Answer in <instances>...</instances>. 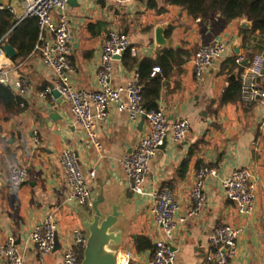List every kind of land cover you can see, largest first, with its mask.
<instances>
[{"label":"crops","instance_id":"obj_1","mask_svg":"<svg viewBox=\"0 0 264 264\" xmlns=\"http://www.w3.org/2000/svg\"><path fill=\"white\" fill-rule=\"evenodd\" d=\"M152 1L156 4L154 8L150 6ZM0 6L13 9L15 25L23 21L21 3L0 0ZM67 13L74 37L71 79L79 89L98 90L99 62L111 30L126 33L131 40L129 58L123 56L113 62L111 84L114 87H125L138 73L144 59L156 58L163 49L184 51L180 56L183 63L176 64L164 79L158 108H164L171 121L188 119L190 130L181 143L168 141L160 148L151 162L145 189L149 192L164 186L170 188L181 207L178 215H183L193 205L191 191L201 167L199 163L215 167L217 175L206 180L208 200L202 214L177 227L172 243L177 253L175 264H208L210 235L221 224L242 230L233 264L264 263V100L254 104L221 101L225 89L239 78L238 69L230 62L236 55L234 47L240 46V53L245 55L248 51L241 30L249 31L252 27L242 28L244 19L227 23L220 15L193 20L181 8L167 5L165 0H135L127 4L112 0H69ZM159 25L165 26L166 38H173L171 48L156 45L155 29ZM214 40L227 41L230 52L202 82H196L195 53ZM4 62L12 67L13 80L17 77L26 80L28 92L21 98L24 104L20 113L0 120V239H15L24 264H62L63 252L71 244V231L84 228L82 213L92 211L68 200L70 190L60 156L69 148L76 153L85 173L92 170L96 173L90 179L92 202L101 195L105 199L110 195L112 204L126 197L122 207L129 206L130 213L129 218H124L128 223L116 230L121 232L117 250L133 252L132 264L149 259L153 252L137 251L133 237L145 235L155 244L162 230L150 214V197L137 195L130 189L122 163L148 133L146 118L132 122L128 113L111 106L106 118L98 124L103 148L99 152L76 123L65 98L39 97L41 90L54 84L55 76L42 63L38 52L34 50L25 59L16 61L6 58ZM185 161L188 167L182 172ZM10 162L27 170V179L18 188L9 184ZM240 167L249 168L253 173L257 201L251 216H242L236 211L221 184ZM50 213L58 220L57 245L53 253L41 260L29 235ZM0 264L7 263L1 260Z\"/></svg>","mask_w":264,"mask_h":264},{"label":"built area","instance_id":"obj_2","mask_svg":"<svg viewBox=\"0 0 264 264\" xmlns=\"http://www.w3.org/2000/svg\"><path fill=\"white\" fill-rule=\"evenodd\" d=\"M22 4L24 14L21 20L37 19L39 38L35 51L39 53L42 63L53 72L55 82L39 92L41 99L53 98V90L59 91L67 100L71 113L78 126L83 130L87 140L99 152L102 145L97 133L98 124L103 121L111 106H117L119 112L128 113L132 122L145 117L148 122V133L139 141L134 150L122 161L130 189L137 195L149 196L151 199L150 214L153 221L162 230V236L155 243L156 250L152 256L141 264H175L176 251L172 247L177 227L190 219L202 214L208 200L206 180L217 175V169L210 165H202L196 172V179L191 191L192 207L183 215H178L181 207L174 193L164 186L160 189L146 191L145 182L150 171L152 160L158 155L165 141L174 144L181 143L190 130V121L181 119L171 121L164 108L147 110L144 106L143 86L139 74L125 87H114L113 62L131 49L130 37L121 31L111 30L105 40L97 74L98 90L89 91L76 88L72 83L74 72L71 61L73 31L67 13L69 0H15ZM127 4L135 0H112ZM13 13L11 7L0 6ZM58 12L55 17L54 13ZM3 39L0 40V83L15 88L22 98L28 92L26 80L11 77L12 67L5 64L9 58L3 49ZM230 52V44L225 40H214L196 51L194 56V78L202 82L206 74L214 68L217 62L226 58ZM247 65H244L245 61ZM235 63L241 68L240 98L243 103L254 104L264 100V54L257 53L251 60L245 54L236 55ZM160 68L153 69V75ZM126 96V98H125ZM24 102H21V106ZM60 163L70 190L68 200L82 208H92V191L90 179L95 177V171L85 173L79 163L76 153L66 148L60 156ZM9 184L18 188L27 179L25 167L15 162L7 166ZM222 187L227 199L242 216H251L256 211L257 192L253 184L251 169L240 167L223 179ZM58 220L55 214H48L34 226L29 239L36 246L41 260L53 253L57 245ZM241 228L229 224L217 226L210 235V250L207 253L208 264H233L238 254V240ZM85 228H75L71 231V244L65 248L62 264H82V255L88 241ZM116 264H132L133 252L117 250ZM7 264H24V259L13 237L7 241L0 239V261ZM264 264V263H262Z\"/></svg>","mask_w":264,"mask_h":264},{"label":"trees","instance_id":"obj_3","mask_svg":"<svg viewBox=\"0 0 264 264\" xmlns=\"http://www.w3.org/2000/svg\"><path fill=\"white\" fill-rule=\"evenodd\" d=\"M165 3L181 8L193 20L207 19L215 15H220V18L227 23L247 19L252 23V28L249 31L241 30L248 50L246 58L251 60L257 53L264 54V0H165ZM150 6L154 8L156 4L152 1ZM14 18L10 10H0V40L8 42L18 51V56L14 59L16 61L25 59L35 50L39 38V26L35 18H27L18 25L13 23ZM127 53L124 55L126 59L129 58ZM181 54H184V51L163 49L156 58H146L142 62L138 74L143 86L144 106L148 111L158 108L164 79L169 76L176 64L183 63ZM235 58L236 55L230 59V62L238 69L239 77L241 68L236 65ZM156 66L160 67V72L153 75ZM221 101L223 103L241 101L239 78L225 89ZM21 102V97L11 86L0 83V120H6L11 115L20 113ZM192 154L193 149L190 152V155ZM200 163L199 167L202 166ZM187 167L188 161H185L180 170L185 172ZM133 242L139 252L151 250L154 253L156 250V245L145 235L134 236Z\"/></svg>","mask_w":264,"mask_h":264},{"label":"water","instance_id":"obj_4","mask_svg":"<svg viewBox=\"0 0 264 264\" xmlns=\"http://www.w3.org/2000/svg\"><path fill=\"white\" fill-rule=\"evenodd\" d=\"M14 24L17 23V19H14ZM242 28L252 27V23L247 19H244L241 23ZM173 38H166L165 26L159 25L155 29V43L162 48H171L173 46ZM3 49L10 59H15L18 56V52L8 42H5ZM240 46H235V54L240 53ZM122 59V57H117ZM248 61L244 62L247 65ZM53 96L60 100L62 98L58 90H53ZM55 115V114H54ZM54 115L51 117L53 118ZM167 141L160 147L164 148ZM126 197L119 203L113 204L110 213L104 214L101 209V205L104 204L105 198L103 195L99 196L92 203V212H83V225L87 230L89 236L86 247L83 253L82 264H116L117 247L120 245L121 232L114 230L119 218L123 216L121 207L126 202Z\"/></svg>","mask_w":264,"mask_h":264},{"label":"rangeland","instance_id":"obj_5","mask_svg":"<svg viewBox=\"0 0 264 264\" xmlns=\"http://www.w3.org/2000/svg\"><path fill=\"white\" fill-rule=\"evenodd\" d=\"M111 201H112V198L110 197V195L106 196L104 204L101 205V209H102V211H104V214L110 213L112 205H113ZM88 210L90 212H92L91 209H88ZM122 211L124 212L123 216H121L119 218L117 224L114 227V230H120L124 223H128V222H125L126 220L124 218L125 217L129 218V213H130L129 206L128 207L127 206H123L122 207Z\"/></svg>","mask_w":264,"mask_h":264}]
</instances>
